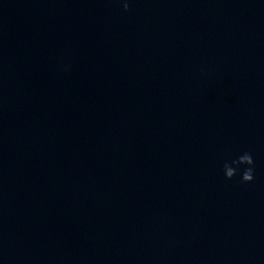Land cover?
Returning <instances> with one entry per match:
<instances>
[{
	"label": "clouds",
	"instance_id": "obj_1",
	"mask_svg": "<svg viewBox=\"0 0 264 264\" xmlns=\"http://www.w3.org/2000/svg\"><path fill=\"white\" fill-rule=\"evenodd\" d=\"M123 10H129L128 0H123ZM254 158L250 152H244L231 162H225L223 165L224 176L227 180L233 179L237 174L241 175L242 183H251L254 180ZM243 171L241 172V167Z\"/></svg>",
	"mask_w": 264,
	"mask_h": 264
}]
</instances>
